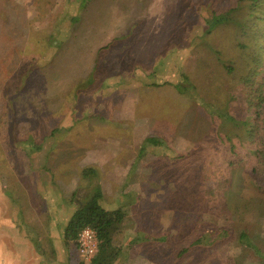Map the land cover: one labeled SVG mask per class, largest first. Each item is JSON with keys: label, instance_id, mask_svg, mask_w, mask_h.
I'll use <instances>...</instances> for the list:
<instances>
[{"label": "rangeland", "instance_id": "374dc122", "mask_svg": "<svg viewBox=\"0 0 264 264\" xmlns=\"http://www.w3.org/2000/svg\"><path fill=\"white\" fill-rule=\"evenodd\" d=\"M227 2L0 0V158L6 151L15 160L24 153L116 164L117 176L94 178L103 207L127 212L115 237L122 246L115 264H156L147 259L143 236L168 229L185 237V227L171 220L186 222L184 208L197 186L173 156L204 149L215 128L202 101L213 102L216 86L218 100L227 99L232 80L213 50L235 58L233 29L206 34L203 23L212 7L235 4ZM175 83L186 89L179 93ZM148 136L164 145L143 144ZM238 168L226 165L224 172L237 180ZM85 181L69 186L85 194ZM206 216L221 227H244L264 245L262 217ZM239 264L257 263L242 257Z\"/></svg>", "mask_w": 264, "mask_h": 264}, {"label": "trees", "instance_id": "16d2710c", "mask_svg": "<svg viewBox=\"0 0 264 264\" xmlns=\"http://www.w3.org/2000/svg\"><path fill=\"white\" fill-rule=\"evenodd\" d=\"M228 1L235 4L212 7L203 23L206 34L219 26L233 29L235 58L224 59L220 50H213L225 80H232V84L227 87L225 102L218 100V86L216 95L212 93L213 102L202 101L215 128L213 136L202 142L204 149L198 146L173 156L182 169H189L197 189L189 193V204L184 208L189 210L186 222L171 220L175 228L185 227L184 239L168 229L155 238L143 236L147 259L156 264H239L242 257L264 263L263 242L256 241L246 228L221 227L206 216L212 214L232 222L234 217L241 218L242 213L250 211L255 218L264 220V0ZM173 85L179 93L186 89L181 83ZM143 144L164 145L153 136L146 137ZM226 165L239 167L237 180L233 171L224 172ZM82 176L96 178L97 172L85 167ZM207 181L214 185L208 186ZM102 196L96 184L79 201L64 228V239L76 245L83 227L96 232V254L77 264H115L119 257L122 246L115 237L127 212L121 207L104 208ZM230 245L237 246L239 253L229 254L226 247Z\"/></svg>", "mask_w": 264, "mask_h": 264}, {"label": "crops", "instance_id": "0c3cea01", "mask_svg": "<svg viewBox=\"0 0 264 264\" xmlns=\"http://www.w3.org/2000/svg\"><path fill=\"white\" fill-rule=\"evenodd\" d=\"M33 149L43 151L38 145ZM0 159V264H77V245L64 239V228L97 177L117 176L116 164L72 163L45 154L25 158L24 153L15 160L6 151ZM84 167L95 168L97 177H83ZM83 180L85 194L69 186Z\"/></svg>", "mask_w": 264, "mask_h": 264}, {"label": "built area", "instance_id": "2783aa9c", "mask_svg": "<svg viewBox=\"0 0 264 264\" xmlns=\"http://www.w3.org/2000/svg\"><path fill=\"white\" fill-rule=\"evenodd\" d=\"M77 251L81 258L89 261L97 252L98 239L96 232L89 226L83 227L77 236Z\"/></svg>", "mask_w": 264, "mask_h": 264}]
</instances>
